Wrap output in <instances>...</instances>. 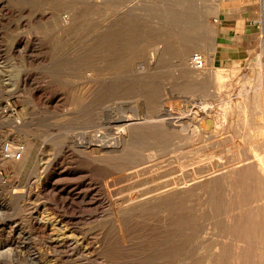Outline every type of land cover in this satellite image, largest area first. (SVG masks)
<instances>
[{
    "label": "rangeland",
    "instance_id": "374dc122",
    "mask_svg": "<svg viewBox=\"0 0 264 264\" xmlns=\"http://www.w3.org/2000/svg\"><path fill=\"white\" fill-rule=\"evenodd\" d=\"M219 1L0 0V264H264V139L238 123L264 89L263 17L222 45ZM204 106L85 149L132 112Z\"/></svg>",
    "mask_w": 264,
    "mask_h": 264
},
{
    "label": "bare ground",
    "instance_id": "6f19581e",
    "mask_svg": "<svg viewBox=\"0 0 264 264\" xmlns=\"http://www.w3.org/2000/svg\"><path fill=\"white\" fill-rule=\"evenodd\" d=\"M262 17H263V30H264V12L262 13ZM70 19L69 18L61 19V25L67 27ZM103 29H104V26H103ZM104 30H106V29H104ZM263 46H264V31H263ZM152 51H154V54H155V50H152ZM151 57H150V59H151ZM152 59H153V57H152ZM152 59L150 60V62L152 61ZM194 63L197 66V69H195L196 71H199L200 69L203 68L202 63H201V65L198 64V62H194ZM262 67H263L262 68V75L263 76H262L261 81L264 85V66H262ZM148 68H150V65L148 66ZM238 92H240V93L237 94V96L241 98V91H238ZM249 92L253 94L252 98H251L252 100L250 101V104H248L247 107H245V110L243 109L242 115H241L242 119H241V121L238 120V123L241 122V126H240L241 129L250 128L252 130L251 132H249L251 137H253V138L258 137L259 139H264V89L260 86H254V87H250L248 89V91H246V94ZM160 111H161V114H156L154 116L145 117V118L144 117H137L133 114V112L130 115H128V117H126V118H123L122 116H121L122 118L121 117L117 118L116 119L117 137L115 138V143L109 144L106 147L107 144H103L102 142L101 143L97 142V144L95 143L92 145H86L85 149H89V150L92 149L94 151L97 150L98 153H99V151H108V152H112V153L115 152L116 153V151L120 150V147H122L123 140H125L124 137H127L126 134L130 131L138 130V129H142V128L143 129L149 128V127L152 128V126L154 127L156 124L159 126L161 125L164 129L169 130V131L175 130L178 128H182L183 126L184 127H186V126L190 127L191 125L196 126V124H198V121L200 119L211 117L212 112H213L211 106H204L200 111H198V113H196V112L189 113L185 117L177 118V120L172 123L171 122L172 120L170 121L168 118V116L170 115L168 110L161 108ZM205 128H207V127H205ZM183 130H184V128H183ZM188 130H190V129H188ZM118 153H120V152H118ZM259 162H262L261 158H260ZM260 166H261V172H262V170H264V167L262 166V164ZM83 181H84L83 179L79 180V182H77V185H81L83 183ZM87 195H88V190L83 191L80 195H78V197H80L81 199H85V197H87Z\"/></svg>",
    "mask_w": 264,
    "mask_h": 264
},
{
    "label": "crops",
    "instance_id": "0c3cea01",
    "mask_svg": "<svg viewBox=\"0 0 264 264\" xmlns=\"http://www.w3.org/2000/svg\"><path fill=\"white\" fill-rule=\"evenodd\" d=\"M263 10L264 0H220L214 18L220 43L228 47L248 44Z\"/></svg>",
    "mask_w": 264,
    "mask_h": 264
},
{
    "label": "built area",
    "instance_id": "2783aa9c",
    "mask_svg": "<svg viewBox=\"0 0 264 264\" xmlns=\"http://www.w3.org/2000/svg\"><path fill=\"white\" fill-rule=\"evenodd\" d=\"M194 58V61L195 62H198V64L201 65V61H200V56L198 55H194L193 56ZM23 147L22 146H18L16 148H10L8 145L5 147V149L3 150V156H4V159H7V160H13V161H17L21 158L22 154H23Z\"/></svg>",
    "mask_w": 264,
    "mask_h": 264
}]
</instances>
